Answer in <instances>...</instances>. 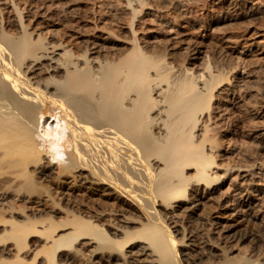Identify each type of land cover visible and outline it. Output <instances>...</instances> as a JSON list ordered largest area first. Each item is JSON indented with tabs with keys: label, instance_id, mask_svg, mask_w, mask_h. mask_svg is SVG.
<instances>
[{
	"label": "bare ground",
	"instance_id": "obj_1",
	"mask_svg": "<svg viewBox=\"0 0 264 264\" xmlns=\"http://www.w3.org/2000/svg\"><path fill=\"white\" fill-rule=\"evenodd\" d=\"M144 1H125L129 37L117 47L68 39L69 19L56 40L29 26L53 0H0V264H60L61 253L86 251L93 264H264L261 254L204 262L175 218L201 187L209 194L253 164L218 162L219 129L242 119H214L230 71L175 69L166 47L133 28Z\"/></svg>",
	"mask_w": 264,
	"mask_h": 264
},
{
	"label": "rangeland",
	"instance_id": "obj_2",
	"mask_svg": "<svg viewBox=\"0 0 264 264\" xmlns=\"http://www.w3.org/2000/svg\"><path fill=\"white\" fill-rule=\"evenodd\" d=\"M125 1L53 0L52 6H49L51 11L44 13L46 15L39 13L31 16L33 19L30 17L25 19L27 18L26 22L30 20L29 26L33 28L40 26L39 29L42 31L48 30L47 35L51 34L48 36L55 40L60 39L59 32L66 31L64 25L62 29L61 24L70 22L77 32H72L67 37L70 40L75 39L81 43L92 40L107 42L109 38L114 42V46L121 47L129 37L126 20L128 21L130 17V6L128 7ZM134 2L133 5L138 4ZM144 2H146L144 9L139 13L140 15L138 14L136 18L138 21H135L133 28L140 39L146 41L145 43L166 47L170 53L169 58L175 56L174 59H169L175 64V69H181V63H184L195 72L202 71L207 65L211 66V70L222 67L230 71L229 75L232 78L230 84H223L216 92L220 93L221 97L217 96L216 100V103L219 101L220 107L217 109L216 103L213 106L217 110L215 114L219 112L214 119L223 126L236 113V118L242 119L237 121L235 128L226 125L227 129L226 126L224 129L223 127L219 129L222 133H220L222 151L218 162L223 163L220 161L222 157L225 160L230 157L229 159L234 161L233 164L239 161L238 165L242 166L253 164L248 171L233 169L232 172L222 175L223 178L217 189L209 194H203L201 187L200 191L194 193L195 202L175 207V218L181 219V221L177 220L180 224L184 222L182 225L188 227L187 230L190 228L191 238L196 239V244L192 248H196L198 251L196 254H200L204 262L207 259L210 261L213 254L216 261L225 256L257 257L260 254L258 257L264 259V0H145ZM56 15L59 17L58 20L54 18V16L57 18ZM38 21H40L39 25ZM55 29L59 31L58 34ZM113 29H120L119 37L108 32ZM233 88L234 94L232 97L230 95V98L234 100V106L226 107V97ZM228 111L233 112L231 116ZM241 156L246 158L242 157V159ZM220 169L222 170L221 166L217 167V172H221ZM245 204L251 207L246 209ZM176 213L179 215L177 216ZM181 246L184 248V242H179L178 247ZM219 249L221 253H218ZM88 252H85L83 260L75 257L74 254V256L70 255L72 254L70 252L61 253L60 264H93L92 256ZM40 263L37 260L34 264Z\"/></svg>",
	"mask_w": 264,
	"mask_h": 264
}]
</instances>
